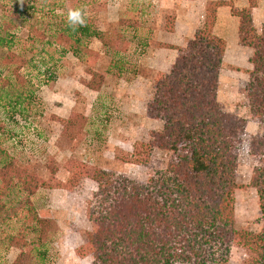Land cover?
<instances>
[{
  "label": "trees",
  "instance_id": "obj_1",
  "mask_svg": "<svg viewBox=\"0 0 264 264\" xmlns=\"http://www.w3.org/2000/svg\"><path fill=\"white\" fill-rule=\"evenodd\" d=\"M24 1L31 4L30 9L43 2ZM247 3L246 8H238L224 1L209 2L202 27L192 38L185 39L182 47H167L176 50L175 60L167 73L156 74L146 105V116L162 123L146 148L169 154L165 170L150 176L146 183H138L101 169L74 165L73 184L88 177L97 185L87 208L91 231L78 251L83 257H91V264H227L234 245L248 252L244 264H264V24L257 30L253 23L257 0ZM221 7H229L231 15L239 20L238 44L253 51L246 98L250 120L260 129L249 143L251 154L259 160L250 180L258 198V232L238 230L235 225L234 192L239 188L238 158L247 120L223 111L217 100L226 50L225 40L214 33ZM68 8L77 7L62 5L60 14L53 11L45 21L32 24L31 54L35 43L51 37L60 47L59 54L71 53L82 63L89 77L83 85L92 92L101 90L107 75L138 76L140 67L120 57L129 47L122 34L110 40L109 48L101 31L87 17L86 26L73 31L66 20ZM119 23L125 22L122 19ZM10 30L5 24L0 31V52H5L0 56V70L9 74L1 90L7 89L4 95L12 99L16 114H23L33 108L36 98L22 74L30 62ZM91 39L100 41L105 53L111 54L104 72L95 69L100 55L89 48ZM17 44L18 53L13 50ZM61 123L63 136L70 137L74 119ZM138 151L134 155L140 156ZM40 186L38 177L13 162L0 147V218L7 208L2 197L14 189L25 194L18 207H9V218H17L19 223L7 241L8 247L20 250L12 264H29L30 260L44 264L46 260V250L39 248L45 245L50 220L40 217L30 200Z\"/></svg>",
  "mask_w": 264,
  "mask_h": 264
},
{
  "label": "rangeland",
  "instance_id": "obj_2",
  "mask_svg": "<svg viewBox=\"0 0 264 264\" xmlns=\"http://www.w3.org/2000/svg\"><path fill=\"white\" fill-rule=\"evenodd\" d=\"M216 1L236 7L242 3L248 5L247 0ZM43 2H37L36 7L30 9L31 4L24 0L23 4L20 0H0V31L5 24L10 25V32L16 35L23 47L30 63L22 74L30 82L28 88L36 98L29 112L16 114L12 99L4 95L7 89L1 90L3 80L9 78V74L0 70V147L13 162L28 168L41 181L30 200L37 214L50 220V231L43 241L45 245L39 248L46 250L44 264H91V257H83L78 251L91 231L87 208L97 185L88 177H81L73 184L76 178L73 167L81 164L138 183H146L150 176L165 170L169 154L157 148H146L152 133L162 128L160 121L146 116V105L153 93L156 74L167 73L168 65L176 55L170 49L162 48L174 47L163 42L174 41L182 47L183 40L187 38L169 35L165 38L164 32L183 26L186 21L184 14L191 10L192 29H200L205 11L202 7L197 8L195 3L183 0ZM257 2L252 17L255 28L259 30L264 24V0ZM67 4L86 12V17L103 34L108 47L116 34H122L129 47L120 57L130 65L140 67L137 77L131 73H125L121 78L107 75L101 90L92 92L83 85L89 77L82 63L71 53L59 54L60 47L53 43L51 37L35 43L36 49L31 54L32 24L45 21L53 11L60 14L59 8ZM122 19L123 25L119 23ZM238 24V18L231 15L228 7L220 14L214 28V33L226 42L217 100L223 111L247 120L238 158L239 188L234 192L235 225L238 230L258 232L261 228L258 198L250 180L252 169L259 160L251 154L249 143L260 129L250 120L246 98V85L252 69L249 59L253 51L238 44ZM88 45L100 55L95 69L104 72L111 54H106L102 43L96 39H91ZM19 47L17 44L13 50L18 53ZM3 52L0 56L5 54ZM69 118L74 119L75 127L71 129V136L66 138L62 134L61 121ZM80 118L83 119L78 122L76 119ZM135 150H139L141 155H134ZM137 159H144L145 163L136 162ZM24 198L25 194L18 193L17 189L1 198L7 208L0 218V264H12L20 255L19 249L8 247V239L19 227L17 218H9V207H18ZM247 257L246 250L234 245L227 264H244ZM29 264L39 263L30 260Z\"/></svg>",
  "mask_w": 264,
  "mask_h": 264
},
{
  "label": "crops",
  "instance_id": "obj_3",
  "mask_svg": "<svg viewBox=\"0 0 264 264\" xmlns=\"http://www.w3.org/2000/svg\"><path fill=\"white\" fill-rule=\"evenodd\" d=\"M183 1H187V2H190V3H195L196 5V7L197 8H201L202 7V11H205L204 10V7H205V5L206 4H208L209 2H211V1H216V0H183ZM193 6V5H192ZM191 6V7H192ZM247 6L245 5V3L243 4H241L240 6H238V8H246ZM228 7H221V8H219L218 10H217V20H216V25L218 24V22H219V16H220V14L224 11V10H226ZM190 9V8H189ZM184 16H185V19H186V21L184 22V25L183 26H181V27H179V29L177 28V27H175L174 29H172L170 32H164V37L166 38V36L167 35H169V36H175L176 38H178L179 39V37L180 36H183L182 37V39L183 38H187V39H189V38H192V36H193V34L195 33V29H192V27H193V24H192V21H193V14H192V10L191 11H188V13H186V14H184ZM204 16V15H203ZM202 19H203V17H202ZM215 25V26H216ZM179 30H181L182 32H180ZM185 34H188V35H186L185 36ZM190 34V35H189ZM183 41H185V39L183 40ZM163 43H167V44H170L171 46H174V47H171V48H175V47H179L180 45L179 44H177V43H175L174 41L173 42H171V43H169L167 40H166V42H163ZM162 48H165V49H170V51H172V52H174V53H176V50H174V49H171V48H167V47H162ZM226 51V50H225ZM225 54V53H224ZM175 57H176V55H174V57H173V59H172V61L169 63V69H170V67H171V65L173 64V62H174V60H175Z\"/></svg>",
  "mask_w": 264,
  "mask_h": 264
},
{
  "label": "clouds",
  "instance_id": "obj_4",
  "mask_svg": "<svg viewBox=\"0 0 264 264\" xmlns=\"http://www.w3.org/2000/svg\"><path fill=\"white\" fill-rule=\"evenodd\" d=\"M20 3L23 4V0H20ZM86 16L87 14L82 8H68L66 20L69 28L75 31L80 27H85L87 23Z\"/></svg>",
  "mask_w": 264,
  "mask_h": 264
}]
</instances>
